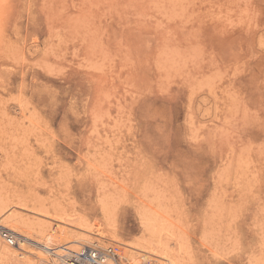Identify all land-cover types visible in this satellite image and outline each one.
<instances>
[{
  "label": "rangeland",
  "instance_id": "374dc122",
  "mask_svg": "<svg viewBox=\"0 0 264 264\" xmlns=\"http://www.w3.org/2000/svg\"><path fill=\"white\" fill-rule=\"evenodd\" d=\"M0 208L264 264V0H0Z\"/></svg>",
  "mask_w": 264,
  "mask_h": 264
},
{
  "label": "bare ground",
  "instance_id": "6f19581e",
  "mask_svg": "<svg viewBox=\"0 0 264 264\" xmlns=\"http://www.w3.org/2000/svg\"><path fill=\"white\" fill-rule=\"evenodd\" d=\"M4 211L0 208V230L4 228L10 231L15 242L13 245L8 244L0 234V263L2 264H75V259L85 246L96 247L92 245L91 235L105 238L100 232H95L96 229L94 231L86 224H79V227L75 228L77 232L71 234H67L66 228H60L58 234L64 240H57V235L41 231L31 223L16 217L14 213L3 217ZM145 214L144 217L142 216L144 225L142 236L133 244H122L123 253L121 255L117 253L118 257L126 261L122 262L119 259L117 262L112 254L107 253L108 248L111 247L100 246L99 250L105 251L101 257L104 264H134V261L138 264H179L177 248H170L167 242L159 245L153 243L154 240L151 238L155 235L151 228L153 217ZM21 224L27 225L28 228L23 231ZM149 228L153 233L146 237L145 230L150 233ZM155 231L157 232V229ZM114 238L115 236L111 240L113 241ZM27 243L32 247L27 246ZM175 246L177 247L176 243Z\"/></svg>",
  "mask_w": 264,
  "mask_h": 264
},
{
  "label": "built area",
  "instance_id": "2783aa9c",
  "mask_svg": "<svg viewBox=\"0 0 264 264\" xmlns=\"http://www.w3.org/2000/svg\"><path fill=\"white\" fill-rule=\"evenodd\" d=\"M0 234L8 244H14L15 240L10 234V231L3 228L0 230ZM99 249V247L89 248L85 246L82 249L81 253L75 259V264H104L103 259L101 257L103 256L105 251H101ZM107 253L112 254L114 256V259L119 262V257L117 256V253L114 252L113 248H108Z\"/></svg>",
  "mask_w": 264,
  "mask_h": 264
}]
</instances>
